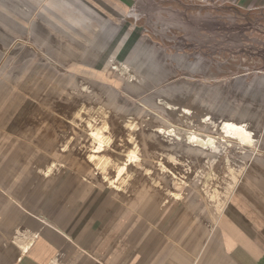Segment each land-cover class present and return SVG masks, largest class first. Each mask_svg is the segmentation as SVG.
I'll use <instances>...</instances> for the list:
<instances>
[{
  "label": "rangeland",
  "instance_id": "rangeland-1",
  "mask_svg": "<svg viewBox=\"0 0 264 264\" xmlns=\"http://www.w3.org/2000/svg\"><path fill=\"white\" fill-rule=\"evenodd\" d=\"M125 1L126 5L111 6L105 0H0V105L8 107L13 100L21 104L31 97L35 108L32 127L40 139L36 145L52 152L55 172L75 168L108 188L88 160L94 144L91 146L79 113L97 116L98 108L104 106L115 138L107 153L118 162L133 148L128 145L127 122L132 119L140 128L137 133H147L150 127L163 124L156 121L158 116L170 121L163 108L172 100L199 105L200 117L245 121L258 132L264 122V0ZM61 41L69 42L66 47L74 50L72 55ZM123 65L136 73L134 82L129 83L115 69ZM67 84L87 86L92 93L75 91L74 99L66 92L67 99L63 92L69 103L59 105L57 87ZM17 107L19 114L21 106ZM136 138L141 153L132 166L144 172L143 168L153 169L149 166L152 161L158 166V172L148 176L153 183L159 181V175H173L183 192L185 186L202 192L196 181L209 170L212 155H202L194 148L185 151L183 143L175 150L159 144L157 152L158 146L156 151L143 136ZM68 139L72 141L63 151ZM164 150H171L175 160L164 158ZM252 150L240 147L233 152L237 172ZM60 153L67 155L62 157L64 161ZM149 155L152 157L147 158ZM185 156L193 167H188ZM214 166H220L221 174L226 172L218 160ZM108 169L113 177L115 167ZM43 180L39 179L34 190L36 200L45 190ZM226 180L231 182L225 176L223 189L228 187ZM205 198L208 201L207 195ZM208 204L213 215L214 205Z\"/></svg>",
  "mask_w": 264,
  "mask_h": 264
},
{
  "label": "crops",
  "instance_id": "crops-1",
  "mask_svg": "<svg viewBox=\"0 0 264 264\" xmlns=\"http://www.w3.org/2000/svg\"><path fill=\"white\" fill-rule=\"evenodd\" d=\"M29 99L0 105V264H264V122L214 218L193 186L183 192L172 175L157 176L156 186L152 161L150 174L132 166L122 191L71 167L44 173L52 152L36 145ZM40 178L45 190L36 200Z\"/></svg>",
  "mask_w": 264,
  "mask_h": 264
},
{
  "label": "bare ground",
  "instance_id": "bare-ground-1",
  "mask_svg": "<svg viewBox=\"0 0 264 264\" xmlns=\"http://www.w3.org/2000/svg\"><path fill=\"white\" fill-rule=\"evenodd\" d=\"M59 5L65 6L62 2H60ZM75 40H77V39H75ZM61 42H62L61 45L65 46V47L69 43V42H65V41L64 42L61 41ZM69 45H71V43ZM74 46L76 47V45H74ZM74 46H73V48H74ZM66 48H67V51H69V53H71V55H72V52L74 50H72L68 47H66ZM76 51H79V50H76ZM115 69L118 71L119 75L124 76V77L127 76L129 83L134 82V78L136 76V73L132 72V70L128 66L123 65L122 68H118L117 66H115ZM70 75H72V74H70ZM76 82H77V80H76ZM68 83H70V82H68ZM67 85H64V86L61 85V86L57 87L56 92H58V94L60 93L57 96L59 98V100H58V103H60L59 105H61L62 102L64 104L69 103V101L67 102V100L63 98V96H62L63 92L64 93L69 92V95L72 96L74 99L77 96L76 94L73 93L75 91L82 93V94L92 93V92H89L90 89L87 86H81V88H80V86H78V88H77L76 85L75 86H71V85L69 86L68 85L69 87ZM128 85L130 87L133 86V84H128ZM60 89L62 90V92L60 91ZM70 96H69V98H70ZM66 98L68 99L67 93H66ZM175 99H176V97H175ZM0 100H1V98H0ZM72 103H73V100H72ZM192 103H189L188 105H184L182 103L176 102L175 100L167 102L163 108V110H164L163 115L167 116V118H169L170 121H167V120L163 119L162 117L158 116L157 118H155V119H157L156 121L162 122L163 124L162 125L159 124V125L150 127V130L147 131V133L146 132L141 133V134L137 133L138 131H140L139 126L137 125V123L132 121V119L129 120L127 122V125H126V128L128 130L127 136H129L128 137L129 138V140H128L129 144L128 145L132 144L133 148L130 147L131 150L128 151L127 158L125 157L126 159L123 160V162H118L117 160L111 159V157L109 156L110 152L107 153L108 149H110V148H112V146H114L113 141L115 138H114V135L112 133L110 121L108 120L109 116L107 117L108 112H107V110L104 109V106L101 105L100 108H98L97 116L95 113L94 114L90 113L91 115L89 114L88 116L84 117V116L80 115L81 113H79L78 115L80 116L81 120L86 118L84 120V122H82L79 119L78 120L82 123L83 129L86 132V134L88 135V136L87 135L86 136L90 139L91 146L94 144V146H92L93 147L92 153L91 154L89 153V155H88L89 156L88 157L89 162L94 165V169L96 171H98V173L102 174L104 182L109 183L111 186L116 187L118 190H121V188L123 186L129 184V182L132 181L134 179V176H135V174H134L135 172L132 169V164L136 163V165H137V162L140 159L139 158L140 154L138 155L140 145H139L138 139L136 138L138 135L143 136V138L146 139L145 142H146L147 146L154 147V149H156L155 147H157L159 144H161V145L163 144L166 147H168L169 149L175 150L176 148H178L180 146V143H183L186 146L185 151H187V149H190V148L193 149L194 148L202 155H212L213 159L211 160V158H210L211 161H208L209 163L211 162L210 163L211 165L209 166V170L206 168L207 172H205L206 169H205V171H203V172H205L204 173L205 175H202V180L197 179L196 182L198 184L199 189L205 194V196L207 195L209 203L214 205L213 206L214 210H212V211H214L213 216H214V218H216L221 213L222 207L225 204V201L227 200L230 191L233 190L232 188L234 187L236 181L239 179L238 176H239L240 172H237L236 169L234 168L235 162L232 159L233 152L238 150L240 147H248L250 149H255L256 145H257V140H258L259 134H258L257 130L251 128L250 125L245 121H238L237 119H229V118H225V119H222L220 121H213V118L210 117L209 115H204L203 117H200V113H198L197 111L199 110V112H200L201 107L199 105H196V104H195V106H192ZM62 106L64 107L65 105H62ZM78 115H76L77 118H79ZM100 119H103L101 121V124L99 123ZM195 120H197V121H195ZM164 121H165V123H167L169 125H166L164 123ZM171 121L174 123V125L171 123ZM74 123H76V121ZM119 123H120V121H119ZM179 125L180 126H186L187 127L186 129L190 130V131L184 132L185 129L183 130L182 129L183 127L181 128ZM116 127H118V126L116 125ZM121 127H124V125H122ZM68 141L69 142L63 146V148H64L63 151L68 150V145L72 141V139H68ZM158 147H159V148H157L158 151L156 149L157 152H159V149L161 146H158ZM164 147L162 146V149ZM140 150H141V148H140ZM171 150H169V151L164 150L165 152L163 151L164 153H161V155L164 154V158L167 157L166 158L167 160L174 161L175 157L172 154ZM63 151H61V152H63ZM156 151L154 150L153 152H156ZM139 153H141V151ZM155 155H156V153H155ZM248 155L250 156L251 152H249ZM253 155L254 154L252 152V156ZM156 156H160V155L158 154ZM209 157H211V156H209ZM113 158L115 159V156ZM160 159H161V157H160ZM205 160H206V158H205ZM217 160L219 161V165L223 166L222 168H224L225 169L224 171H226L225 173H222L223 175L220 173V170H219L220 166L219 167L214 166V163H216ZM142 161H143V159H142ZM157 161L159 164L160 160H157ZM110 166H113L116 169V172L113 175V177H110V175H109L110 172L108 173V170H109L108 167L110 168ZM56 167H57V164L54 161H51L49 163V165L46 166L44 173H49L53 169H55ZM205 167H207V164ZM161 169H163V168H161ZM143 170H144L145 174H150V172H151L150 168H143ZM222 170L223 169H221V171ZM197 172L199 173V171H197ZM165 173H167V172H165ZM195 175H197V174H195ZM224 175L227 176V178H229V180H231V182H229L227 180L225 181L227 186H228V187H225V189H223V186H222V180L225 179ZM177 179H175V180H177ZM159 181L157 182V185H156L158 187L161 186V182H159ZM178 182H181V180ZM169 194H170V196H172L178 200L182 198L181 194L175 193L173 191H170Z\"/></svg>",
  "mask_w": 264,
  "mask_h": 264
}]
</instances>
